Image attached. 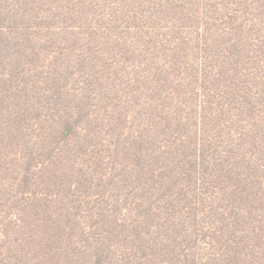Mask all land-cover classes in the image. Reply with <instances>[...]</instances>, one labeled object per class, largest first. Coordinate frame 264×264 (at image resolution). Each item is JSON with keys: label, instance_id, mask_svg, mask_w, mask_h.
Listing matches in <instances>:
<instances>
[{"label": "rangeland", "instance_id": "rangeland-1", "mask_svg": "<svg viewBox=\"0 0 264 264\" xmlns=\"http://www.w3.org/2000/svg\"><path fill=\"white\" fill-rule=\"evenodd\" d=\"M0 138V264L18 173L51 177L52 145L77 204L70 264H241L230 247L264 236V0H0Z\"/></svg>", "mask_w": 264, "mask_h": 264}, {"label": "trees", "instance_id": "trees-1", "mask_svg": "<svg viewBox=\"0 0 264 264\" xmlns=\"http://www.w3.org/2000/svg\"><path fill=\"white\" fill-rule=\"evenodd\" d=\"M57 129L60 142L66 143V156L69 158V154L71 155L73 150L69 149V144L67 142H69V138L74 131H76V124L71 118H66L63 120V124L59 125ZM0 140L3 139L0 138ZM16 141L19 142L18 139H16ZM35 147L38 148V141L35 143L34 149ZM2 157L3 153L0 148V175L11 169L9 165H7V161L3 160ZM61 158L62 154L58 153L53 145L48 148V159L51 163L61 160L60 167L54 168L52 173H50L51 177L48 179H44L42 175L33 171L31 172L32 166L29 164L25 166L23 172L18 173V178H16L17 190L14 195L17 203L16 213L18 219L14 224L15 230L13 232L19 234L20 237L16 240L17 243L13 244V254L8 257L7 264H70L67 257L71 255V240H73L74 236L77 234L76 232L78 229L76 226L78 223V216L74 213L77 204L73 198H71L75 193L71 192L73 183L68 182L65 185L64 182L66 173L71 171L66 167V160H62ZM48 159L43 164L45 168L46 164L52 165L48 163ZM36 168H38V166H36ZM193 168L197 170L195 164ZM41 169H44V167ZM234 177L235 176L232 177L233 186H235ZM1 181H3V179H1ZM64 185L65 187H63ZM4 186L5 184L0 183L1 189ZM41 186H46V189L41 190ZM237 194L238 193H235L234 195L232 194L233 196L228 197L231 206L229 210H231V213L235 214L236 217L239 214L235 212L239 211L238 207L235 205V201H238L239 198ZM250 199L247 202L245 210L247 216H252L255 209H257L256 198L251 196ZM106 213L109 214L108 210ZM113 222L115 225L119 226V219H114ZM252 225L249 231L243 232L245 234L243 235L245 239L242 237V240H237V242L244 241L243 244H245L246 250H251L250 256L247 257L249 253H244L242 255L241 252L243 251L238 249L236 245L230 247V255L237 258L241 264H264V236L261 233L258 235V227L255 226V224ZM136 228L138 229V227ZM81 232L84 235L87 234L84 230ZM217 232L222 231L218 229ZM102 235L104 234L99 233L96 239L98 249L106 251L109 254L110 246L102 242V240L106 238ZM249 241L256 244L262 242V245L252 244L251 247H248V244H251ZM26 245L27 248L25 247ZM236 254H240L241 257H237Z\"/></svg>", "mask_w": 264, "mask_h": 264}]
</instances>
